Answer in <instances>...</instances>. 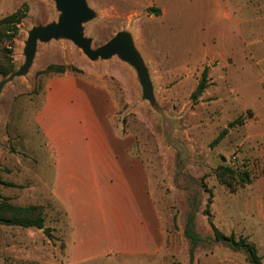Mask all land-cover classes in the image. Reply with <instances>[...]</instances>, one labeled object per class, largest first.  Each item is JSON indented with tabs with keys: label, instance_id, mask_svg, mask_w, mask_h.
Listing matches in <instances>:
<instances>
[{
	"label": "rangeland",
	"instance_id": "1",
	"mask_svg": "<svg viewBox=\"0 0 264 264\" xmlns=\"http://www.w3.org/2000/svg\"><path fill=\"white\" fill-rule=\"evenodd\" d=\"M88 2L97 12L85 25L94 47L119 30L133 32L166 119L141 99L136 72L118 57L91 61L68 40L40 44L28 74L0 94V203L42 205L51 231L0 224V264H69V224L51 191L54 149L41 118L56 108L57 93L67 96L75 86L106 93L116 106V125L132 138L130 153L146 160L152 194L176 240L174 264L187 256L185 264H249L245 251L215 239L208 205L215 227L254 243L264 264V0ZM19 9L26 16L12 40L2 20ZM57 16L49 0H0V68L18 69L28 30ZM50 65L81 72H45ZM205 67L208 86L195 100ZM11 72L0 70V80ZM237 118L243 122L211 147ZM219 165L248 170L251 182L232 191L216 177ZM195 205L191 263L184 230ZM127 263L112 256L79 264Z\"/></svg>",
	"mask_w": 264,
	"mask_h": 264
},
{
	"label": "crops",
	"instance_id": "2",
	"mask_svg": "<svg viewBox=\"0 0 264 264\" xmlns=\"http://www.w3.org/2000/svg\"><path fill=\"white\" fill-rule=\"evenodd\" d=\"M77 88L57 93L49 100L56 108L41 118L54 149L51 191L69 224V264L112 256L174 264L176 240L152 194L146 160L130 153L132 138L117 127L108 94Z\"/></svg>",
	"mask_w": 264,
	"mask_h": 264
},
{
	"label": "water",
	"instance_id": "3",
	"mask_svg": "<svg viewBox=\"0 0 264 264\" xmlns=\"http://www.w3.org/2000/svg\"><path fill=\"white\" fill-rule=\"evenodd\" d=\"M58 12L57 19L43 25H35L27 32L24 40V62L0 80V94L4 86L15 78L28 74L35 61L40 44L51 41H71L91 61L109 60L118 57L131 66L136 72L141 86V99L166 119V110L157 100L155 86L147 61L138 47L134 34L130 29L117 31L104 44L94 47L93 38L85 33L86 23L97 17L88 0H49Z\"/></svg>",
	"mask_w": 264,
	"mask_h": 264
},
{
	"label": "trees",
	"instance_id": "4",
	"mask_svg": "<svg viewBox=\"0 0 264 264\" xmlns=\"http://www.w3.org/2000/svg\"><path fill=\"white\" fill-rule=\"evenodd\" d=\"M26 16V12L19 9L12 13L11 15L4 18L2 21L8 24L9 30L7 37L12 39L15 34H17L19 28L18 24L21 23L23 18ZM10 30L12 31L10 33ZM14 65L9 64L5 68H0L3 74H8L13 70ZM77 71L81 72L76 67H67L64 65H50L45 70V72H57L65 73L66 71ZM208 86V67L202 72V77L199 81V84L193 93V98L198 100L202 95L204 90ZM243 121L240 118H237L229 124L227 128L222 130L220 134L212 141L211 147L217 145L229 132V128L235 126L236 124H241ZM215 175L219 181L229 187L232 191L236 189L238 185H246L251 182L250 172L248 170H240L238 168H233L231 166L219 165L215 169ZM197 205L194 206L193 212L190 215L187 226L184 230L186 237L190 238V260L191 263L194 260V252L197 245L198 236L192 231V221L194 218V211L196 210ZM205 213L208 216L209 223L214 231L215 239L218 241H223L229 243L236 250H243L247 254V260L249 264H263L262 256L258 253L256 245L247 240L246 237L236 238L234 233L227 235L215 227L212 221V213L209 208V205L205 209ZM46 216L44 214V207L42 205H28V206H18L10 204L6 201L0 203V224L4 225H20L24 227H36L39 229H44L46 233L50 235V229L45 226Z\"/></svg>",
	"mask_w": 264,
	"mask_h": 264
}]
</instances>
